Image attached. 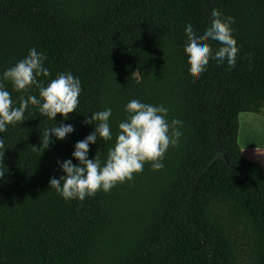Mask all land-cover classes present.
I'll return each instance as SVG.
<instances>
[{"label":"trees","instance_id":"1","mask_svg":"<svg viewBox=\"0 0 264 264\" xmlns=\"http://www.w3.org/2000/svg\"><path fill=\"white\" fill-rule=\"evenodd\" d=\"M213 8L235 19L236 65L210 60L197 78L184 26L203 31ZM33 47L50 71L38 79L70 71L81 93L67 120L30 105L0 134V264H237L244 249L248 264H264V170L236 141L238 112L264 114V0H0V74ZM0 82L17 105L26 98ZM131 99L168 107L184 128L135 223L123 219L116 185L84 200L49 186L64 175L58 160L78 163L74 144L94 129L85 118L111 107L113 140L89 145L103 162ZM60 122L74 131L43 148L44 129ZM217 152L225 158L210 162Z\"/></svg>","mask_w":264,"mask_h":264},{"label":"clouds","instance_id":"2","mask_svg":"<svg viewBox=\"0 0 264 264\" xmlns=\"http://www.w3.org/2000/svg\"><path fill=\"white\" fill-rule=\"evenodd\" d=\"M234 23V17L213 8L211 21L203 31L194 30L191 23L185 24L183 51L189 72L198 78L207 70L210 60H215L218 65L226 63L228 68L235 67L239 47L233 35ZM211 41H217L220 46L214 50ZM45 59L46 54L33 47L24 58L0 74V80L10 81L13 90L27 94L26 98L24 94L18 98L17 105L4 83L0 82V134L6 132L10 125L17 126L27 119L25 112L30 105L35 106L50 121L55 120L57 113L61 114L62 120H67L68 113L77 111L81 93L79 77L70 71H63L45 83L38 79L50 76ZM33 87L38 90V96L31 94ZM169 111L168 107L161 104L146 103L140 99L129 100L124 105L125 118L118 123L115 141L107 149L103 162L99 148L94 157L89 158V145L96 144L98 137L105 142L113 140L110 124L112 108L105 107L92 112L91 117H86L84 122L94 125L93 131L77 141L71 153L78 163L73 164L72 159L58 160L57 164L64 175L51 177L50 188H54L65 200H84L97 191H109L118 182L131 180L133 173L141 172L146 162L150 163L152 170L163 168L164 154L170 145L180 142L184 132L181 123L183 117L169 118ZM73 131L72 124L63 122L45 128L43 148L48 146L53 136L63 139ZM5 148V139L0 136V157H4ZM4 174L5 171L0 168V177Z\"/></svg>","mask_w":264,"mask_h":264},{"label":"rangeland","instance_id":"3","mask_svg":"<svg viewBox=\"0 0 264 264\" xmlns=\"http://www.w3.org/2000/svg\"><path fill=\"white\" fill-rule=\"evenodd\" d=\"M154 180L150 163L146 162L141 172L133 173L131 180L116 183V199L122 207L121 215L126 222L135 223L146 219ZM237 264H248L245 249L238 256Z\"/></svg>","mask_w":264,"mask_h":264},{"label":"crops","instance_id":"4","mask_svg":"<svg viewBox=\"0 0 264 264\" xmlns=\"http://www.w3.org/2000/svg\"><path fill=\"white\" fill-rule=\"evenodd\" d=\"M236 141L242 155L258 162L264 170V114L238 112Z\"/></svg>","mask_w":264,"mask_h":264},{"label":"water","instance_id":"5","mask_svg":"<svg viewBox=\"0 0 264 264\" xmlns=\"http://www.w3.org/2000/svg\"><path fill=\"white\" fill-rule=\"evenodd\" d=\"M217 158H225L224 157V155L221 153V152H217L213 157H212V159L210 160V162L211 161H213L214 159H217Z\"/></svg>","mask_w":264,"mask_h":264}]
</instances>
